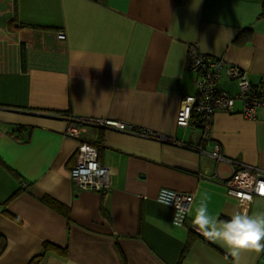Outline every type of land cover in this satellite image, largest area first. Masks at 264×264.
Returning a JSON list of instances; mask_svg holds the SVG:
<instances>
[{
  "label": "crops",
  "instance_id": "crops-1",
  "mask_svg": "<svg viewBox=\"0 0 264 264\" xmlns=\"http://www.w3.org/2000/svg\"><path fill=\"white\" fill-rule=\"evenodd\" d=\"M261 0H0V264H237L187 217L157 203L158 189L212 195L210 214L264 212V198L245 203L225 193L228 160L264 170V107L256 118L213 115L204 151L199 120L177 126L183 96L195 92L184 66L196 44L264 81ZM65 34L64 39L58 33ZM22 53L24 56H22ZM220 87L238 91L222 75ZM68 115L114 119L174 137L179 144L82 124ZM98 145L111 189L82 190L69 171L81 143ZM220 146L225 160L209 153ZM59 209H56L55 206ZM239 264H264L244 251Z\"/></svg>",
  "mask_w": 264,
  "mask_h": 264
},
{
  "label": "built area",
  "instance_id": "built-area-1",
  "mask_svg": "<svg viewBox=\"0 0 264 264\" xmlns=\"http://www.w3.org/2000/svg\"><path fill=\"white\" fill-rule=\"evenodd\" d=\"M57 36L59 39L65 38L62 31ZM184 66L187 70L195 73V92L181 98L175 123L177 126L185 128L189 126L191 118L195 116L199 120L202 131L201 142L198 145H187L190 148L198 152L204 151L203 146L209 139L213 115L218 111L234 113L236 100L242 102L240 114L245 119H255L256 109L264 107V81L260 84L251 83L245 71L236 65L224 62L220 58L208 57L200 51L196 44H190L187 47ZM222 75L236 80L238 91L235 94H229L220 87L219 79ZM68 118L72 122L68 128V133L71 134H74L76 126L89 124L116 131L137 133L162 142L179 144L174 137L127 125L123 121L76 115H68ZM98 149V145L94 143H81L69 174L73 183L80 189L105 194L112 186L111 173L108 166L98 161ZM209 155L216 161L225 160L220 153L218 144L214 145V149ZM228 161L231 163V174L224 181L225 193L245 203L251 202L254 197L264 198V192L261 191L262 186H264V170L236 161ZM164 190L176 193V200L169 205L174 209L173 218L176 212L175 205L187 206L188 197H194L192 192L160 188L156 193V200L158 197L166 195ZM186 218L187 216L184 224Z\"/></svg>",
  "mask_w": 264,
  "mask_h": 264
},
{
  "label": "clouds",
  "instance_id": "clouds-1",
  "mask_svg": "<svg viewBox=\"0 0 264 264\" xmlns=\"http://www.w3.org/2000/svg\"><path fill=\"white\" fill-rule=\"evenodd\" d=\"M166 195L157 198V203L169 206L176 200V193L164 190ZM199 202L193 212L192 197L187 206L175 205L176 212L172 224L176 228L184 226L185 217H191L194 229L209 240L220 243L237 260L244 251L257 254L264 252V212L249 215L236 212L228 220L210 214L209 203L212 195L208 191L198 193Z\"/></svg>",
  "mask_w": 264,
  "mask_h": 264
},
{
  "label": "trees",
  "instance_id": "trees-1",
  "mask_svg": "<svg viewBox=\"0 0 264 264\" xmlns=\"http://www.w3.org/2000/svg\"><path fill=\"white\" fill-rule=\"evenodd\" d=\"M261 16H264V0H261ZM22 56H24V54L22 53ZM56 209H59V207L56 205L55 206ZM52 249H56V245L50 243V242H45L42 247L41 250L39 251V253H37V255H35V257L32 259V264H38L42 258L44 257V255L46 254V252L48 250H52Z\"/></svg>",
  "mask_w": 264,
  "mask_h": 264
},
{
  "label": "snow or ice",
  "instance_id": "snow-or-ice-1",
  "mask_svg": "<svg viewBox=\"0 0 264 264\" xmlns=\"http://www.w3.org/2000/svg\"><path fill=\"white\" fill-rule=\"evenodd\" d=\"M261 191L264 192V186H262Z\"/></svg>",
  "mask_w": 264,
  "mask_h": 264
}]
</instances>
